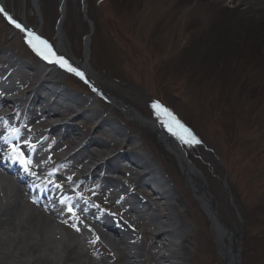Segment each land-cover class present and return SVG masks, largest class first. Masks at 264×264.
I'll use <instances>...</instances> for the list:
<instances>
[{"label":"rangeland","instance_id":"rangeland-1","mask_svg":"<svg viewBox=\"0 0 264 264\" xmlns=\"http://www.w3.org/2000/svg\"><path fill=\"white\" fill-rule=\"evenodd\" d=\"M87 1L85 13L83 0H66V17L61 28L70 54L85 63L86 41L91 36L87 59L105 91L158 124H166L173 120L171 117L179 116L196 127L205 140L204 144L186 127L187 141L193 137L195 140L191 143L185 141L184 145L212 196L213 205L236 234L235 250L237 252L240 246L242 264H264V245L257 236L264 224L260 223L264 221V0ZM5 2L19 18L25 16L33 29H42L51 46L58 43L61 0H38L39 11L33 0ZM91 18L97 26L98 40L88 21ZM28 39L25 33L16 30L0 15V58L9 55L20 63L35 67V71L21 67L20 79L27 83L36 78L41 80L52 68H59L55 80L71 85L65 84L62 88L78 99H94L102 114L97 117L98 121L111 119L117 127L124 129L125 135L119 140L96 133L95 125L75 123L85 136L107 140L113 154L123 150L127 155H138L133 142L129 148H122L119 141L128 140V137L139 138L138 142L144 140L143 147L149 156H155L158 162L165 164L169 173L175 175L166 172L168 177L171 176L170 187L176 191L189 190L190 196H184L187 202L183 199L181 207L184 219L194 230L192 239L188 240L190 254L187 264H206L205 260L210 264H226L212 220L190 191L178 159L162 146L155 128L137 123L120 107L104 99L99 98V101L89 83L69 71L67 66L50 65L56 61L55 57H52L53 61L45 60L27 42ZM105 43L109 46L106 49L103 46V56L97 52L102 51L98 44ZM231 49L234 53L229 52ZM225 52L229 54L226 59L230 73L221 72L214 62ZM222 77L228 79L226 85H219L218 80ZM155 98L169 104L171 113L158 105ZM206 104L212 109L211 115L207 114ZM84 111L85 108L77 107L75 113H65L63 118L66 120ZM30 140L31 137L26 140V145ZM90 149L96 152L99 148L93 146ZM85 154L88 156L87 152ZM85 154L78 158L84 160ZM71 181L73 188L76 180ZM100 194L114 202L112 194ZM93 201L102 208V204L99 206L100 197ZM245 210L251 220L246 225ZM242 236L247 244L244 246L243 240L244 247ZM115 253L112 252V257ZM102 255L104 252L99 256ZM87 256L67 261V264L94 261ZM9 262V258L0 256V264Z\"/></svg>","mask_w":264,"mask_h":264},{"label":"bare ground","instance_id":"bare-ground-1","mask_svg":"<svg viewBox=\"0 0 264 264\" xmlns=\"http://www.w3.org/2000/svg\"><path fill=\"white\" fill-rule=\"evenodd\" d=\"M5 1L6 0H0V4L5 6L9 15L21 25L27 27L26 22L20 21L16 17V14L9 10ZM240 5H242V3ZM34 6L38 7V0H34ZM38 15L40 16L41 14L38 13ZM30 31L45 40L42 29H31ZM65 37L63 29L61 27L58 28V43L55 45V48H52L55 56L63 57V59L73 68L82 72L83 75L86 76L84 78L87 80L90 79V82L93 83L95 88L102 90L96 75H94L90 67L88 59L85 63H82L74 58V56L70 54L69 48L66 45ZM85 47L86 57L88 58L90 52V40L87 41ZM7 59H9L12 62V66L17 69L25 66L33 71L36 70L35 67L32 68L26 62L20 63L11 58ZM7 59H5V62L9 63L10 61H7ZM59 70L60 69L52 68L47 73L45 81L35 90H33L34 85H27L28 87L25 90L27 91L26 95L19 100L15 99L13 101L10 99L9 101L6 98H1L0 108H10L13 111L11 115L4 116L3 121L5 122L8 118H12L16 120L15 122L17 123L33 122L29 117L24 120L21 119L18 111L22 106L28 104L30 101L28 100L29 97L31 98L32 104H34V102L35 104L41 103L44 98L40 92L46 88V84L44 83L54 80L56 73H58ZM12 83L13 82L6 81L1 84L9 87L6 88L8 90H10V88L15 92L21 90V86L17 84L16 86L11 87ZM68 92L69 91L64 89L60 91L59 97H63L64 104L57 107L49 106L45 110V113L41 115L40 122L45 121L44 117L46 114L50 115V117L63 116L68 112L75 113L77 107L80 109L85 108L84 112L75 114L77 115L76 117L68 120L63 125L64 131L60 133V152L65 148V141L69 137H73L70 141L71 144H76L77 141H86L87 146L79 151V153H88L85 160L87 164L81 168V170L91 171L84 175V179L93 183L97 181L95 180V177H100V175H102L100 172H117L118 177L115 179L105 177H103V179L106 183H115L111 185L118 186L122 191L131 193V196L136 199L135 201L139 204L138 207H142V210H140L137 205H133V208L131 209L132 216L127 219V224H124V229L121 230L118 228L116 229L117 231L112 230L113 233L111 234L100 229L98 230L96 225L91 221L87 222L86 220L82 223L83 226L91 230L94 234L95 241H98L97 239H99V236L111 241L114 249L120 253V257L114 260L116 262L122 261L123 264H187L186 260L190 254L188 240L193 236L194 230L188 225V221L184 219L181 207H183L184 204L183 199L186 201L184 196L187 198L190 196L189 190H183V192L182 190L176 191L173 187H169V185L166 187V185L162 183L161 189L153 186V184L147 181V174L151 175V173H147L146 171L148 167L157 166L166 171L165 164L161 161H159V163L155 156L137 159L133 155H127L125 151L123 152V150H121L122 152L120 151L112 158H109V160L94 163V161L101 160L99 158H102V150L101 153L93 152L91 151L90 146L106 149L109 147V142L107 140L89 137L88 135L85 136V133L79 129L78 125L75 123L83 122L87 125L93 126L96 125L94 123H98L95 132L106 133L107 131L108 138L113 137L120 139L125 135L124 129L119 126L117 127L111 119H103L99 122L97 117L102 116V114L101 111L97 110L94 99H78V97L71 95L72 93L70 94ZM112 103L116 107L127 110L126 114L129 115L131 119L138 121L146 127L149 126L155 128L166 144L165 146H169L173 150L175 145L178 146L182 144L180 139L173 136L172 133L169 135V132H166V126L155 125L139 110L135 108H127L128 106L119 100H113ZM88 106L89 109H86ZM206 111L207 114H212V109L208 107L207 104ZM138 140L139 138L134 139L133 137H128L126 144L123 142L121 143L124 147L129 148L131 142H133V146L140 145L138 144ZM140 142H143L144 144V140ZM184 154L187 155L186 150ZM124 160L132 162V166L129 167L123 165ZM89 164H92L93 166L95 165V168H92ZM173 166L177 170L174 163ZM1 170L5 171L7 175L1 173ZM129 172H133L131 174L136 175L134 180L129 177L131 175ZM185 173H187V178L193 186L190 190L197 193V195L202 198L203 202H206L207 207H204L205 210L207 211L208 209L210 212H213V208L216 210L213 205L212 196L209 194L204 182L199 177V170L191 161L185 166ZM120 174H125V183L119 179ZM169 174L175 176L172 173ZM12 176H16V173L5 163L0 162V187L3 188L2 190L0 188V194L3 191L5 192L3 196L0 195V256H5L6 259L9 258V264H67V261H76L81 258V256L84 255L83 250H90L89 245L83 247L82 239H84V237L81 233H76L73 227H66L64 224L73 218H68L65 214L59 212L53 205L40 204L41 201L39 200H35L36 202L34 204L28 205L27 198H29V196L32 197L29 189L25 184L11 182L10 179L13 178ZM63 181L64 184L60 190H62L61 192L66 193L68 191L66 188L67 179L63 178ZM134 181L136 182L134 189L128 188V182L133 183ZM106 183H103L102 186H107L108 184ZM41 207L44 208V210H42ZM54 220L62 222L63 227H66L69 239L62 238L63 234H60L59 230L55 228L57 224L52 223ZM211 220L213 222L214 218ZM147 222H152L150 227L146 224ZM47 223L49 224L48 227H46ZM213 227L219 240L222 255H228L231 257L232 254L236 252L235 248L237 246L232 231H228V234L225 229H220L217 222H214ZM226 228L228 229V226ZM55 229H57V232H55ZM152 229H154L156 234H153V232L150 231ZM134 231H139V234L142 235H138L137 233H134ZM175 238L178 239V243H176ZM92 255L97 258L95 253H92ZM205 261L206 262H202L210 264V261ZM87 264L93 263L88 261ZM102 264H109V262L104 261Z\"/></svg>","mask_w":264,"mask_h":264},{"label":"snow or ice","instance_id":"snow-or-ice-1","mask_svg":"<svg viewBox=\"0 0 264 264\" xmlns=\"http://www.w3.org/2000/svg\"><path fill=\"white\" fill-rule=\"evenodd\" d=\"M0 13H3V15L13 24L15 27L21 29L22 31L27 32V35L29 37H33V39H28V43L41 55L45 60H48L50 56H55L54 51L51 48V45L48 44L46 40H43L41 37L36 36L35 33L27 31V29L18 23L15 19H13L12 16H10L7 11H5L3 6H0ZM56 62L61 65V67L67 66V69L71 72H74L76 75L80 76L82 79L83 73L79 72L77 69L73 68L66 60L63 59V57H56ZM154 107H157V105H154ZM192 140H195L193 137ZM192 140L186 141L188 143H191ZM196 143H199V141H195ZM14 153L16 154L17 160L20 161V163L27 166L30 161H27L26 158H24L23 152L19 148L14 147Z\"/></svg>","mask_w":264,"mask_h":264},{"label":"trees","instance_id":"trees-1","mask_svg":"<svg viewBox=\"0 0 264 264\" xmlns=\"http://www.w3.org/2000/svg\"><path fill=\"white\" fill-rule=\"evenodd\" d=\"M229 52H231V53H234V50L233 49H231V50H229ZM212 53V49H211V51H210V53L209 54H211ZM224 55H221V57H219V58H217L214 62H216V64H217V68L219 69V70H221V72H228V73H230V67H229V62H228V60L226 59V56H229V54H227L226 52L225 53H223ZM233 55V57L235 58V55L234 54H232ZM231 55V56H232ZM231 61V60H230ZM239 61V60H238ZM222 65V66H221ZM239 75V74H238ZM237 75V78H239V76ZM224 77H226L225 76V74L223 75ZM224 77H222V78H220L219 80H218V82H219V85H226V82L228 81V79L227 78H224ZM234 79V78H233ZM246 80V79H245ZM246 82H248V81H246ZM250 84V82L248 83V85ZM246 85V84H245ZM256 211H258V209L256 210ZM246 218L248 219V221H249V223L251 222V220H250V214L247 212V214H246ZM262 227L264 228V224L262 225ZM257 235L259 236V239L261 240V241H263V245H264V229H261V231L259 232V233H257ZM262 246V245H261ZM262 252L264 251V247L262 246Z\"/></svg>","mask_w":264,"mask_h":264},{"label":"water","instance_id":"water-1","mask_svg":"<svg viewBox=\"0 0 264 264\" xmlns=\"http://www.w3.org/2000/svg\"><path fill=\"white\" fill-rule=\"evenodd\" d=\"M236 257H237V256H236ZM232 263H234V264H240V260H239V258H237V260L233 261Z\"/></svg>","mask_w":264,"mask_h":264}]
</instances>
